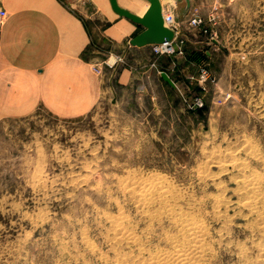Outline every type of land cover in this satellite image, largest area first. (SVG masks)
<instances>
[{
    "label": "rangeland",
    "instance_id": "rangeland-1",
    "mask_svg": "<svg viewBox=\"0 0 264 264\" xmlns=\"http://www.w3.org/2000/svg\"><path fill=\"white\" fill-rule=\"evenodd\" d=\"M61 1L88 34L73 78L4 74L0 59V264H134L170 248L172 221L151 216L125 185L140 179L166 184L206 223L209 264L259 261L264 0H189L188 9L163 0L178 51L149 45L142 54L103 34L119 19L108 0ZM142 2L141 16L150 6ZM88 86L95 92L82 109ZM119 216L143 254L116 236Z\"/></svg>",
    "mask_w": 264,
    "mask_h": 264
},
{
    "label": "crops",
    "instance_id": "crops-1",
    "mask_svg": "<svg viewBox=\"0 0 264 264\" xmlns=\"http://www.w3.org/2000/svg\"><path fill=\"white\" fill-rule=\"evenodd\" d=\"M4 6L10 11L3 24L0 43L4 74L50 73L56 75L58 81L73 78L76 53L88 42V34L75 12L61 0H4ZM118 17L103 33L112 40L130 39L144 29ZM146 46H133L134 49L128 50L142 54ZM143 66L149 70L150 61H143ZM120 75L129 79L132 70L124 68ZM82 91L84 109L89 107L95 89L88 86Z\"/></svg>",
    "mask_w": 264,
    "mask_h": 264
},
{
    "label": "bare ground",
    "instance_id": "bare-ground-1",
    "mask_svg": "<svg viewBox=\"0 0 264 264\" xmlns=\"http://www.w3.org/2000/svg\"><path fill=\"white\" fill-rule=\"evenodd\" d=\"M117 1L120 6L127 8L128 10L136 14H138L137 12L141 10L143 5L142 0H117ZM162 1L163 0H160L161 6H162ZM107 8L108 9L110 8L109 0L107 3ZM164 23L166 24L165 20ZM162 45L163 47H166L164 44ZM166 49L168 50V47H166ZM155 179L157 178L155 177ZM253 182L255 183L256 181ZM125 185L126 187L128 186L131 187L129 188L130 193L135 199V202L141 208H143L148 213L150 212V215L153 217L165 216L169 218L176 227V232L174 234L172 235L168 234V236H166L167 242L170 243V248L159 249L149 252L146 258L143 256L144 258H141L139 260L136 259L137 261L136 262L134 261L136 264H209L210 263L211 256H209V254H211L210 253L211 246H210L209 238L211 237H209L206 223H204L200 218L196 217L195 215H191L186 211H184L181 207H179L177 203L174 201L175 199L177 200V198L174 199L175 193L172 192V190L168 188L166 184L158 180L144 181L140 179L138 181H126ZM249 185L251 191L255 189L254 184H249ZM262 209L264 208L262 207ZM260 210L258 211L259 213ZM261 217L264 221V210L261 213ZM114 230L116 236L120 240H122V242L124 241L125 243H129L132 245L134 244V247L135 245H137L135 249L139 251L138 252L139 254L140 253L143 254L146 248H144V246L142 245L143 243L138 241L137 235L126 223V219H124L123 216H119V218L115 221ZM258 259L259 261L256 260L254 264H257V262L264 264V251L262 252V254H260Z\"/></svg>",
    "mask_w": 264,
    "mask_h": 264
},
{
    "label": "water",
    "instance_id": "water-1",
    "mask_svg": "<svg viewBox=\"0 0 264 264\" xmlns=\"http://www.w3.org/2000/svg\"><path fill=\"white\" fill-rule=\"evenodd\" d=\"M147 1L150 3V6L148 11L143 16L120 6L117 0H109V4L112 11L118 16L124 17L144 27L141 32L129 39V44L131 46L142 47L146 45L169 43L175 51H178V46L174 42V32L164 23L160 0ZM185 2L186 8L188 9L190 2L189 0H185ZM214 42L216 43V41ZM160 76L170 86L174 87L173 81L166 74V72H160Z\"/></svg>",
    "mask_w": 264,
    "mask_h": 264
},
{
    "label": "built area",
    "instance_id": "built-area-1",
    "mask_svg": "<svg viewBox=\"0 0 264 264\" xmlns=\"http://www.w3.org/2000/svg\"><path fill=\"white\" fill-rule=\"evenodd\" d=\"M6 17H7L6 10L0 7V43H1V39H2V28H3V24H4V21H5ZM193 21L195 22L196 20L194 19ZM162 44H164L166 47H168V50L166 49V47H163ZM162 44H154V45H152L154 52L162 53L163 51L164 52L175 51L173 49V47L169 43H162ZM201 76H202L203 79H206L208 77L206 72H203V74H201Z\"/></svg>",
    "mask_w": 264,
    "mask_h": 264
}]
</instances>
